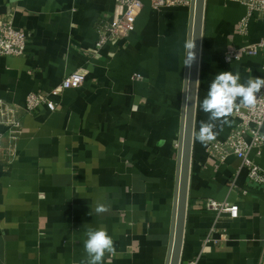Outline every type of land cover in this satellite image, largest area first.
Here are the masks:
<instances>
[{
	"label": "crops",
	"instance_id": "obj_1",
	"mask_svg": "<svg viewBox=\"0 0 264 264\" xmlns=\"http://www.w3.org/2000/svg\"><path fill=\"white\" fill-rule=\"evenodd\" d=\"M112 13V0H0V21L26 35L22 56H0V100L23 107L30 93L48 94L57 105L22 114L16 141L4 136L0 264H85L88 228L114 240L116 254L103 264L165 263L189 8L153 10L144 0L129 37L90 53ZM244 14L229 0H206L178 264H264V189L237 157L220 161L208 150L227 140L234 113L215 140L196 139L215 75L264 78L261 52L225 61L264 37V16L250 20L247 35L238 32ZM73 73L82 85L54 93ZM249 159L264 170V147ZM208 200L237 205L238 217L217 216ZM98 203L110 210L96 214Z\"/></svg>",
	"mask_w": 264,
	"mask_h": 264
},
{
	"label": "built area",
	"instance_id": "obj_2",
	"mask_svg": "<svg viewBox=\"0 0 264 264\" xmlns=\"http://www.w3.org/2000/svg\"><path fill=\"white\" fill-rule=\"evenodd\" d=\"M113 13L108 21L99 31V36L90 53H98L107 43L121 41L129 37L135 29V21L143 8L144 0H112ZM153 10L172 7L189 8L191 0H148ZM245 8V14L238 23L237 30L241 35H247L248 25L253 17L264 16V0H229ZM26 47V35L23 30L15 28L8 20L0 21V56L20 57ZM262 53L264 72V37L257 43L246 45L239 50H231L225 56V61L230 62L240 59V53L247 57L256 56ZM84 77L81 74L73 73L65 77L61 83L53 90L60 93L68 89H76L82 85ZM258 100L254 108L241 107L239 111H234L237 124L231 131L229 137L224 142L210 143L209 154L224 161L227 156L234 155L248 170L249 181L264 189V170L249 159V153L255 150L260 155L264 147V135L262 128L264 125V87L257 94ZM41 107L53 112L57 105L49 98V95H39L30 93L27 95L24 106L16 105L0 100V150L3 139L7 134L9 140L14 142L18 139L22 129L20 116L22 114L32 115ZM249 136V140L246 136ZM206 209L213 211L217 216L227 214L230 219L238 217V206L228 203H220L214 200L206 202Z\"/></svg>",
	"mask_w": 264,
	"mask_h": 264
},
{
	"label": "clouds",
	"instance_id": "obj_3",
	"mask_svg": "<svg viewBox=\"0 0 264 264\" xmlns=\"http://www.w3.org/2000/svg\"><path fill=\"white\" fill-rule=\"evenodd\" d=\"M195 39L188 38L183 44L185 58L183 64L191 66L196 59L194 51ZM239 72L221 71L212 79L204 99L200 102V110L207 114V121L200 122L196 139L202 143L213 141L223 130L230 125L228 119L234 111L241 107L254 108L257 104V94L264 87V78L254 77L246 82H240ZM109 206L98 203L95 213L100 215L109 211ZM83 246L87 256L85 264H103L106 254L115 255L116 248L113 238L104 228H88Z\"/></svg>",
	"mask_w": 264,
	"mask_h": 264
},
{
	"label": "bare ground",
	"instance_id": "obj_4",
	"mask_svg": "<svg viewBox=\"0 0 264 264\" xmlns=\"http://www.w3.org/2000/svg\"><path fill=\"white\" fill-rule=\"evenodd\" d=\"M204 9H205V0H196L193 37H192L193 39H195V44H196V47L194 49L196 53V59L189 68L188 95H187V106H186V117H185V132L183 139V154H182V168H181V179H180V192H179V200H178L176 240L174 243V252L172 255L171 264H178L179 256L181 253V246H182V232H183L182 229H183V223L185 217L189 157H190V148L192 142V121H193L195 94L197 88L198 63H199Z\"/></svg>",
	"mask_w": 264,
	"mask_h": 264
},
{
	"label": "water",
	"instance_id": "obj_5",
	"mask_svg": "<svg viewBox=\"0 0 264 264\" xmlns=\"http://www.w3.org/2000/svg\"><path fill=\"white\" fill-rule=\"evenodd\" d=\"M195 5H196V0H191L189 6V22H188L187 39L193 37ZM205 6H206V0H205ZM189 68L190 66L185 65L183 88H182V102H181V111H180V126H179V135H178V143H177L173 202H172L171 222H170V230H169V241H168L167 253L164 264H171L172 255L174 252V243L176 240L178 200H179V192H180V179H181L182 154H183V139L185 132V117H186V106H187V95H188ZM188 175H189V171H188Z\"/></svg>",
	"mask_w": 264,
	"mask_h": 264
},
{
	"label": "rangeland",
	"instance_id": "obj_6",
	"mask_svg": "<svg viewBox=\"0 0 264 264\" xmlns=\"http://www.w3.org/2000/svg\"><path fill=\"white\" fill-rule=\"evenodd\" d=\"M204 13H205V11H204Z\"/></svg>",
	"mask_w": 264,
	"mask_h": 264
}]
</instances>
